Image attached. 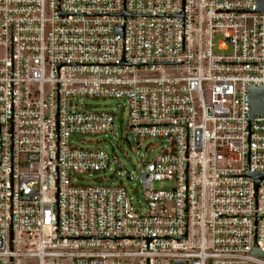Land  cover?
I'll return each mask as SVG.
<instances>
[{"label": "built area", "instance_id": "obj_1", "mask_svg": "<svg viewBox=\"0 0 264 264\" xmlns=\"http://www.w3.org/2000/svg\"><path fill=\"white\" fill-rule=\"evenodd\" d=\"M252 86L257 0H0V264H264ZM78 97L119 101L127 120ZM115 125L129 146L159 145L125 170L141 200L115 172L75 177L115 154L72 138Z\"/></svg>", "mask_w": 264, "mask_h": 264}, {"label": "rangeland", "instance_id": "obj_2", "mask_svg": "<svg viewBox=\"0 0 264 264\" xmlns=\"http://www.w3.org/2000/svg\"><path fill=\"white\" fill-rule=\"evenodd\" d=\"M80 109L86 111H113L116 115V119L119 117L123 119L125 123L127 120V109L122 108V105H113L114 102H119L110 98H97V97H78L75 100ZM122 102V101H120ZM117 124V122H116ZM130 140V146L124 140V134L120 135L119 127L115 125L112 132L100 133V134H84L76 135L72 138L73 144L90 149H102L110 154L111 146L114 148L115 161L111 164V170L96 171V172H84L75 175L77 182L86 184H109L108 177H112L115 172L116 177H121L123 184L127 190L136 195L137 199L140 198V187L134 178L126 179L124 177L125 170H133L132 164H136L140 159L147 161L158 151L159 145L156 144L153 139L140 140L138 143L133 139ZM131 158V162L127 160V157ZM120 165V166H119ZM138 168V167H137ZM133 172V176H135ZM171 185L166 182H155L154 187L168 188ZM140 208L144 207L142 201H140Z\"/></svg>", "mask_w": 264, "mask_h": 264}, {"label": "water", "instance_id": "obj_3", "mask_svg": "<svg viewBox=\"0 0 264 264\" xmlns=\"http://www.w3.org/2000/svg\"><path fill=\"white\" fill-rule=\"evenodd\" d=\"M258 9L264 11V0H257ZM264 114V86L250 87V115ZM256 180L260 175H254Z\"/></svg>", "mask_w": 264, "mask_h": 264}]
</instances>
